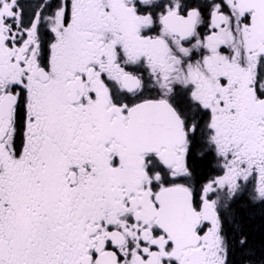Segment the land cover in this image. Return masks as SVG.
<instances>
[{
    "label": "snow or ice",
    "instance_id": "obj_1",
    "mask_svg": "<svg viewBox=\"0 0 264 264\" xmlns=\"http://www.w3.org/2000/svg\"><path fill=\"white\" fill-rule=\"evenodd\" d=\"M264 0H0V264H264Z\"/></svg>",
    "mask_w": 264,
    "mask_h": 264
},
{
    "label": "trees",
    "instance_id": "obj_2",
    "mask_svg": "<svg viewBox=\"0 0 264 264\" xmlns=\"http://www.w3.org/2000/svg\"><path fill=\"white\" fill-rule=\"evenodd\" d=\"M262 220L259 215V210L256 211V217L252 221L250 228H251V236L252 239L259 244L261 240H264V231L261 230Z\"/></svg>",
    "mask_w": 264,
    "mask_h": 264
},
{
    "label": "flooded vegetation",
    "instance_id": "obj_3",
    "mask_svg": "<svg viewBox=\"0 0 264 264\" xmlns=\"http://www.w3.org/2000/svg\"><path fill=\"white\" fill-rule=\"evenodd\" d=\"M256 211H258V210H256Z\"/></svg>",
    "mask_w": 264,
    "mask_h": 264
}]
</instances>
